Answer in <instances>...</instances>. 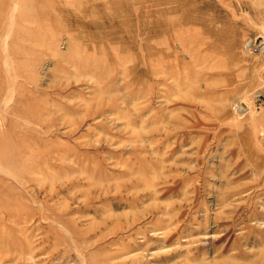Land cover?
Here are the masks:
<instances>
[{
    "label": "rangeland",
    "instance_id": "1",
    "mask_svg": "<svg viewBox=\"0 0 264 264\" xmlns=\"http://www.w3.org/2000/svg\"><path fill=\"white\" fill-rule=\"evenodd\" d=\"M0 264H264V0H0Z\"/></svg>",
    "mask_w": 264,
    "mask_h": 264
},
{
    "label": "crops",
    "instance_id": "2",
    "mask_svg": "<svg viewBox=\"0 0 264 264\" xmlns=\"http://www.w3.org/2000/svg\"><path fill=\"white\" fill-rule=\"evenodd\" d=\"M222 220V222H216L214 225L213 220ZM227 213L223 211V214H212L210 216V223L212 224L210 240V246L213 255L216 254L218 257H228L231 255L232 251H235V256H244L245 254H240L238 250H242L245 239L248 235V230L244 229V222L242 217L238 219L235 223L229 221ZM228 220V221H227Z\"/></svg>",
    "mask_w": 264,
    "mask_h": 264
}]
</instances>
